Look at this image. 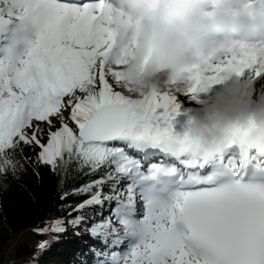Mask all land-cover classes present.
Returning a JSON list of instances; mask_svg holds the SVG:
<instances>
[{"label": "snow or ice", "instance_id": "snow-or-ice-1", "mask_svg": "<svg viewBox=\"0 0 264 264\" xmlns=\"http://www.w3.org/2000/svg\"><path fill=\"white\" fill-rule=\"evenodd\" d=\"M13 24L30 38L22 56L0 60V178L29 161L88 177L60 196L84 197L68 218L38 235L82 230L81 264H264V156L226 142L223 158L192 163L190 121L177 128L226 65L264 77L259 53H233L183 92L133 94L111 58L106 0H0V31Z\"/></svg>", "mask_w": 264, "mask_h": 264}, {"label": "clouds", "instance_id": "clouds-1", "mask_svg": "<svg viewBox=\"0 0 264 264\" xmlns=\"http://www.w3.org/2000/svg\"><path fill=\"white\" fill-rule=\"evenodd\" d=\"M253 0H106L114 37L111 58L123 59L124 86L133 94L183 92L219 55L234 47L264 61V8ZM264 66V64H262ZM238 64L216 73L212 90L191 115L189 162L223 158L225 143L264 156V94L254 80L236 75ZM192 70L189 73V70ZM251 122L247 133L239 126Z\"/></svg>", "mask_w": 264, "mask_h": 264}, {"label": "trees", "instance_id": "trees-1", "mask_svg": "<svg viewBox=\"0 0 264 264\" xmlns=\"http://www.w3.org/2000/svg\"><path fill=\"white\" fill-rule=\"evenodd\" d=\"M240 78L246 80L252 76L245 73ZM254 82L257 95L264 94V77ZM205 99L199 100L198 97L191 101L186 114L178 118L179 123L187 124L188 111H192V107L199 108ZM24 155L34 160L36 152L26 147ZM87 179H80L75 173L68 176L54 174L49 167L32 161L24 165L17 178L11 174L0 178V264H81L87 259L78 251L88 240L83 231L79 237L73 235L76 230L71 227L65 233L50 232L47 235H38L34 231L44 228L46 222L55 218H68L67 213L71 209L66 206L75 205L84 197L70 196L62 201L60 196ZM42 241L48 242L44 250L38 247Z\"/></svg>", "mask_w": 264, "mask_h": 264}, {"label": "rangeland", "instance_id": "rangeland-1", "mask_svg": "<svg viewBox=\"0 0 264 264\" xmlns=\"http://www.w3.org/2000/svg\"><path fill=\"white\" fill-rule=\"evenodd\" d=\"M2 31H0V33H1ZM25 51V50H24ZM24 51L18 56V57H20V56H22L23 55V53H24ZM239 53V52H238ZM237 53V54H238ZM225 59V58H224ZM217 87H219V85L217 84V85H214L211 89H209L207 92H204V93H201L198 97H199V100H203V99H205L209 94H210V92L212 91V90H214V89H216ZM192 111H188V113L189 114H187V116H186V118H189L191 115H193V114H195V113H197L198 111H199V108H196V107H192ZM187 124H188V122H186ZM187 124H184V123H178V125H177V128H178V130H183L186 126H187ZM81 232H82V230H81Z\"/></svg>", "mask_w": 264, "mask_h": 264}, {"label": "bare ground", "instance_id": "bare-ground-1", "mask_svg": "<svg viewBox=\"0 0 264 264\" xmlns=\"http://www.w3.org/2000/svg\"><path fill=\"white\" fill-rule=\"evenodd\" d=\"M7 34H8V29H6L0 33V45L4 44V42L7 43L9 41ZM7 49H9V47ZM12 49H14V48H12ZM9 53H13V55H14V50L10 51ZM6 57H7V55H6ZM0 59H2V57H0Z\"/></svg>", "mask_w": 264, "mask_h": 264}]
</instances>
